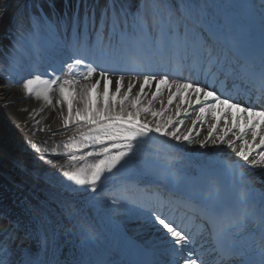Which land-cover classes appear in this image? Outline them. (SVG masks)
<instances>
[{
	"label": "snow or ice",
	"instance_id": "snow-or-ice-1",
	"mask_svg": "<svg viewBox=\"0 0 264 264\" xmlns=\"http://www.w3.org/2000/svg\"><path fill=\"white\" fill-rule=\"evenodd\" d=\"M32 7L36 12L32 13L31 35L40 31L54 35L67 55L58 66L50 64L43 72L37 69L31 78L22 80L27 96L42 100L47 107L59 106L66 131L52 136L72 132L51 149L50 155L58 154L60 159L46 158L49 148L32 144L36 161L56 169L45 178L58 190L61 199L56 203L63 215L69 220L79 215L64 193L97 210L102 201L123 205L113 209V216L121 211L144 216L163 233L164 254L169 259L155 264H208L196 250L198 234L162 211L166 206L190 207V201L161 197L151 204L117 194L130 185L139 188L145 174L140 157L145 146L159 142V137L167 138L164 143L175 141L172 147L211 145L219 153L230 150L245 162L231 164L241 176L245 166L264 169V104L258 109L257 101L244 90L245 85L259 81L264 95V0L258 35L245 20L209 11L222 6L207 0H140L135 10L132 0H105L103 4L100 0H63L62 8L57 7V0L43 4L35 0ZM169 64L176 66L171 79ZM177 67L195 71V78L176 79ZM81 80L89 83L78 90ZM53 92L59 94L55 102ZM181 116L188 118L187 124ZM19 164L24 166L22 161ZM22 203L27 223L17 216L0 226V264H11V244L17 240L23 244L38 236L41 250L46 251L49 244L58 250L60 236L67 237L74 230L88 242L97 238L92 227L80 221L74 229L55 222L48 201ZM8 216L0 211V220ZM108 219L115 223L113 217ZM209 223L214 221L209 219ZM246 226L247 219L241 218L226 232L238 233ZM261 228L264 232V216ZM220 239L216 237L211 249L213 264H234L237 259L246 264L243 249L225 247ZM23 264L40 261L24 257ZM109 264L132 262L116 258Z\"/></svg>",
	"mask_w": 264,
	"mask_h": 264
},
{
	"label": "bare ground",
	"instance_id": "bare-ground-1",
	"mask_svg": "<svg viewBox=\"0 0 264 264\" xmlns=\"http://www.w3.org/2000/svg\"><path fill=\"white\" fill-rule=\"evenodd\" d=\"M58 8H62V7L59 6ZM1 22L4 23L3 18L2 19L0 18V23ZM16 31L17 33H13V30H9V33H12V36H9V37L6 35L5 31H2V34H3L2 40L4 43H2L3 44L2 50H0L1 52L0 53V64L2 65V66L0 65V168H2L3 165H6V164L8 165L10 164L11 167L12 166L16 167L15 159H13V162L11 161L8 162V159L6 158V155L4 154V153H7L11 157L13 156L17 160L19 159L20 161H22L27 168H30L32 170L35 169L39 175L45 177L46 175L50 173H55L56 169L51 168V166L47 165L43 161H39V162L36 161L35 159L36 153L34 152L32 148V144L35 143L37 146L41 148L48 147L49 153H45L46 158L60 159L61 157L58 154L50 155L51 149L52 147L55 146V144L60 143L61 141H66L68 137L72 135V132L68 131L65 135L58 134V135L52 136V133H59V132L66 131L62 127V120L59 115V112H60L59 106H57L56 108L44 106V103L42 100H36L34 97L27 96L25 90L22 87V80L26 78H31L32 74H30V72L34 73L37 69L39 70L42 67V65H44V63H47V62L43 61L42 63H39L35 59H30L29 63L19 62V63L13 64L10 67L8 65L7 66L8 68L6 69V73H5L6 75L2 73L1 70H2V67H4V64H5L4 60L6 59L3 53L13 51V54L17 56V53H16L17 50H14L15 46H17L19 42H20L19 45L27 44L26 39L22 41H20L19 39V37L21 38L23 33H25L24 29H21L19 26H17ZM40 32H41L40 34L41 39H44V35L49 39L50 38L53 39L54 53H59L61 50H63V48L60 46L57 38L54 35L50 33L47 34L46 31H40ZM23 48L25 47L23 46ZM23 55H27V57H29L31 55L30 50L27 52H24ZM36 66L38 68H36ZM33 68L36 70L33 71ZM96 79H97L96 76H94L92 78V82H95ZM19 82H21L20 85L18 84ZM88 83H89L88 81L84 80L83 83H80L77 86V89L82 90L83 86ZM102 87H103V82H101V88ZM135 91L136 89L133 90V92ZM52 97H53L54 102L57 99H59L58 92H53ZM156 107H159V104H156ZM172 107L174 109L175 102ZM41 108H43V111H40ZM64 110L66 112V107ZM165 115H167V113ZM180 118H184L186 120V124L188 123L187 117L181 116ZM204 134L205 133H202V135ZM45 140H47V144L43 143V141ZM172 142L173 141L170 140L168 141L166 145L169 147L172 145ZM149 149L150 147L145 146L143 153L140 157V161L146 160L144 158H147V157H148L147 159L152 160V162L154 160H157L151 157L153 152L149 151ZM182 149L186 150L190 154L192 153L193 154L194 153L203 154L204 156L210 155L212 157L229 156L233 160L239 161L242 165L245 164V162L240 160V158L237 157L230 150H226L223 153H219V150L214 149L211 145L203 149L200 148L198 145H189V146L182 145ZM57 152L59 153L60 150H57ZM177 161L180 164H184L185 162H188L189 160H186V156H183V157H180ZM158 162L160 163L161 167L170 169L172 172H175V174H178L177 169L182 174L188 173L187 171L181 170L179 165H173L172 167L167 166L166 162L163 161V159L162 160L158 159ZM241 170L246 174V176L248 177L250 176L251 179H253L255 183H258L264 188V174H261L262 173L261 171L258 172L257 171L258 168L252 169L250 166H245ZM192 171L195 172L194 170ZM190 178L194 179L195 177H193L192 175ZM44 193L46 195L45 199H49V200L52 199L53 202L55 203L56 201L61 199L58 192L56 193L54 191H49L46 189L44 190ZM68 203L71 204L70 199H68ZM122 213L124 212L123 211L119 212L118 215ZM118 215L117 214L115 216L111 215L115 223L109 221L108 217L110 216L105 217L108 219L109 221L108 224L110 226L112 224L115 225L114 227L115 232L113 233L115 237L117 236V234L119 235L121 233L122 229H124L128 232V235L131 236L132 238H134L136 234L141 237L144 234H147V236H145L147 237V240L144 238L145 243L150 244L148 241H150V238L152 237L151 233L155 232L156 228L158 227H155L154 229H152L149 224H146V223L142 224L139 221L131 222L127 220L126 217H124V215L122 216H118ZM122 217L123 219H121ZM83 220H85V222H82ZM77 221H80L85 224L86 223L90 224V222H88L86 219L76 217L75 219L70 220V229H74V226L76 225ZM122 224L125 225V226L123 225L124 228L120 227ZM31 227L35 229L34 224H32ZM93 230L96 234L98 233L97 229H93ZM76 232H78V230H74L71 236L73 235L77 236ZM78 238L80 241L76 244H72L73 258H80L82 255L81 250L83 248H90L91 251H89V253L90 254L92 253V256L95 254V252L100 251L97 246L91 245V244H94L93 241L88 242L84 239L83 236L79 234H78ZM30 244H33V243H30ZM23 248L24 246H22L16 241V243L12 247V249L14 250L11 251V256H10L11 264H17L19 260L18 256L22 257L24 255V251L21 250ZM48 252L55 253V249L53 248L48 249ZM43 255L45 259L48 258L46 253H43ZM85 257H88L89 259V255L84 256L83 258ZM51 260H52L51 262L52 264H57V261L59 260V258L51 257Z\"/></svg>",
	"mask_w": 264,
	"mask_h": 264
}]
</instances>
